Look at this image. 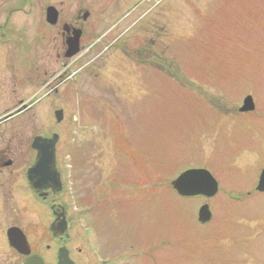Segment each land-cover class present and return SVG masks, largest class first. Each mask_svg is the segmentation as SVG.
Wrapping results in <instances>:
<instances>
[{"label": "rangeland", "instance_id": "374dc122", "mask_svg": "<svg viewBox=\"0 0 264 264\" xmlns=\"http://www.w3.org/2000/svg\"><path fill=\"white\" fill-rule=\"evenodd\" d=\"M157 4L166 7L161 58L139 59L131 45V65L108 53L85 68L92 54L56 78L79 105L64 164L77 154L88 196L108 202L89 212L78 246L95 251V264H264V193L254 190L264 165V0H148L140 12ZM28 15L12 17L9 41L33 38L42 23ZM248 95L253 113L236 114ZM196 168L217 182L211 199L171 189ZM204 204L211 219L201 224Z\"/></svg>", "mask_w": 264, "mask_h": 264}, {"label": "flooded vegetation", "instance_id": "af4514ba", "mask_svg": "<svg viewBox=\"0 0 264 264\" xmlns=\"http://www.w3.org/2000/svg\"><path fill=\"white\" fill-rule=\"evenodd\" d=\"M146 1L0 0V264H26L36 256L43 264H57L60 250L66 253L68 262L65 264H95V251L90 247L86 251L78 245L82 243L83 234H87L89 212L106 207L108 202L104 203L101 196H88L81 173L84 164L75 157L77 154L73 163L64 164L66 158L63 155H68L70 161L73 159L67 136L71 134L70 115L79 105L71 88H60L66 81L56 78L60 67L65 68L72 60L88 58L92 54L95 55L85 68L108 53L126 57L131 65V55L128 58L131 52L124 51L131 45L132 53L139 59L161 58L167 48L166 7L161 10L162 4H157L140 12ZM49 7L54 9L53 24L46 21ZM36 12L42 25L35 29L33 38L25 46L9 41L5 29L12 25V17ZM135 27L137 30L131 33ZM75 42L77 53L68 57L72 51L69 43ZM23 47L30 49L26 58L21 55ZM16 55L22 58L19 66ZM242 103L235 107L236 114H246L239 112ZM78 110L82 112V104ZM233 124L232 117L229 126ZM35 139H40L39 146L49 141L54 143L59 190L48 188L35 192L32 189L28 172L35 167L39 152L50 149L36 148ZM71 166L75 167L73 173L67 170ZM263 168L264 165L261 171ZM36 176L39 174L34 178ZM195 198L209 199L201 196L192 199ZM90 203L94 206L89 207ZM58 223L64 228L51 231L50 226ZM11 229L22 232L27 242L24 250L28 254L23 255L11 246L7 237Z\"/></svg>", "mask_w": 264, "mask_h": 264}, {"label": "water", "instance_id": "95a60500", "mask_svg": "<svg viewBox=\"0 0 264 264\" xmlns=\"http://www.w3.org/2000/svg\"><path fill=\"white\" fill-rule=\"evenodd\" d=\"M46 21L50 24L55 22L54 9L49 7L46 10ZM69 49L72 51L68 54V57L74 56L77 53L76 42L75 44L69 43ZM254 110V105L252 98L250 96L246 97L243 100L242 106L239 109L241 113L252 112ZM40 139H35L34 146L36 148H45L49 147L48 151L41 150L38 154V161L33 169L28 172V178L32 183V189L36 192L38 189H48L52 188L53 190H59L60 183L59 177L55 170L54 165V143L49 141V143L38 145ZM35 174L39 176L34 178ZM41 185V186H40ZM172 190L181 198H194V197H205L212 198L218 192L217 182L213 179L209 172L205 169H191L184 171L178 175L174 180L170 182ZM256 190L264 193V169L262 170ZM211 219V213L207 204L202 205L198 209L197 220L201 224L209 222ZM62 229L64 225L58 223L57 225L52 224L50 230ZM17 231V234H15ZM8 240L14 248L18 250L23 255L28 254L24 250V247H27V242L24 235L19 230L11 229L7 232ZM32 262L26 264H43L40 257L36 256L31 259ZM62 260H65L63 263ZM67 256L64 251L60 250L58 252V263L65 264L67 263Z\"/></svg>", "mask_w": 264, "mask_h": 264}]
</instances>
